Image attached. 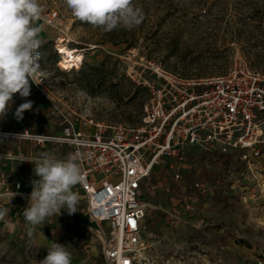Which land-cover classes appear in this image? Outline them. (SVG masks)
<instances>
[{"label": "rangeland", "instance_id": "obj_1", "mask_svg": "<svg viewBox=\"0 0 264 264\" xmlns=\"http://www.w3.org/2000/svg\"><path fill=\"white\" fill-rule=\"evenodd\" d=\"M39 3L44 8L35 22L42 28L39 111L47 117L81 126L140 127L149 94L129 73L145 61L182 77L224 74L235 62L264 72V0H133L143 10L142 23L108 33L72 16L64 0ZM50 9L58 11L57 27L43 22ZM57 44L82 53L78 69L60 70ZM187 153L194 158L179 163V180L162 162L141 187L150 244L143 264H264V147L248 165L229 169L220 160L202 159V153ZM199 180L210 191L196 199L192 185ZM67 229L59 244L71 253L72 264L104 263L90 236ZM49 247L27 231L10 239L0 235V264H38Z\"/></svg>", "mask_w": 264, "mask_h": 264}, {"label": "built area", "instance_id": "obj_2", "mask_svg": "<svg viewBox=\"0 0 264 264\" xmlns=\"http://www.w3.org/2000/svg\"><path fill=\"white\" fill-rule=\"evenodd\" d=\"M42 19L50 27L59 25L55 9ZM58 44L59 63L62 54ZM79 67L59 68L70 71ZM129 76L149 94L138 128L102 123L81 126L66 117H54L60 130L43 133L32 127L5 128L4 121L0 122V139L38 148L51 142L65 145L70 153H81L82 182L78 185L86 199L85 210L97 225L90 230L104 264L147 261L150 244L144 219L148 202L141 187L156 165L164 162L179 180V163L186 160L189 151L242 149L241 158L248 165L250 157L264 147V72L235 62L224 74L187 78L166 70L159 62L145 61L135 65ZM20 187V181H10L0 173V199L12 204ZM192 190L196 199L204 198L210 185L199 180ZM190 205L187 200L185 208L192 212ZM102 223L107 228L101 227Z\"/></svg>", "mask_w": 264, "mask_h": 264}, {"label": "clouds", "instance_id": "obj_3", "mask_svg": "<svg viewBox=\"0 0 264 264\" xmlns=\"http://www.w3.org/2000/svg\"><path fill=\"white\" fill-rule=\"evenodd\" d=\"M64 3L72 16L103 33L118 28L131 30L144 19L143 10L133 0H64ZM43 11L39 0H0V119L11 111L14 94L27 98L31 95L30 81L37 85L42 82L38 63L41 54L37 51L41 46L38 36L42 28L35 22ZM32 108L33 102L26 100L15 109V118L22 120L24 112ZM80 159L79 152L69 153L64 159L49 152L25 159L34 165L33 173L38 177L31 181L32 191L23 210L29 237L48 218L59 216L62 209L69 215L78 211L79 194L73 188L82 182ZM9 212L10 208L0 206V221ZM48 249V255L38 264H72V255L66 246L52 242Z\"/></svg>", "mask_w": 264, "mask_h": 264}, {"label": "crops", "instance_id": "obj_4", "mask_svg": "<svg viewBox=\"0 0 264 264\" xmlns=\"http://www.w3.org/2000/svg\"><path fill=\"white\" fill-rule=\"evenodd\" d=\"M39 38V36H38ZM31 95L27 98H21L19 94H14V103L11 106V111L4 118L5 128H23L32 127L43 133H56L60 130L59 125L54 121V117H47L39 108L42 107L39 100L41 98L40 85H34L31 81ZM26 100L33 102L31 111H25L22 120H17L14 116L15 109ZM47 106V104H44ZM42 152H49L55 155L58 159H64L70 153L65 145L48 142L43 148L27 145L22 141L2 140L0 141V173L6 174L10 181H20L21 187L19 194L15 197L12 204H9L6 199H0V206L10 208V212L5 220L0 221V235L10 239L14 236H21L23 231H27L26 221L23 216V210L27 207L28 197L32 191L31 181L38 179L33 173L34 165L25 161L26 158L37 157ZM25 161V162H24ZM73 191L79 194L77 204V212L69 215L67 211L61 210L59 216L54 215L45 221L44 225L37 226L34 232V241L38 245L50 246L52 242L62 243V235L67 234V227L76 228L78 231L84 232L85 236H90L94 244V249L100 254V246L94 234L90 230L96 228L97 225L92 222L85 210L86 199L81 191L80 186H74ZM49 220V219H53ZM77 224L80 227L73 226ZM101 227L107 228L106 223H102ZM44 233V237L42 235ZM104 264V263H103Z\"/></svg>", "mask_w": 264, "mask_h": 264}, {"label": "trees", "instance_id": "obj_5", "mask_svg": "<svg viewBox=\"0 0 264 264\" xmlns=\"http://www.w3.org/2000/svg\"><path fill=\"white\" fill-rule=\"evenodd\" d=\"M187 78H198V77H187ZM243 150H231L228 152H205L200 154L202 159L208 158L214 161H221L222 165L229 169L231 166L237 165L238 167L245 166V160L241 158ZM194 155L192 153H186V160L192 161Z\"/></svg>", "mask_w": 264, "mask_h": 264}, {"label": "bare ground", "instance_id": "obj_6", "mask_svg": "<svg viewBox=\"0 0 264 264\" xmlns=\"http://www.w3.org/2000/svg\"><path fill=\"white\" fill-rule=\"evenodd\" d=\"M58 48L62 54V58L60 59L62 68L69 70L74 66L79 67V61L83 57L81 54H77L76 50H72L63 44L58 45Z\"/></svg>", "mask_w": 264, "mask_h": 264}]
</instances>
